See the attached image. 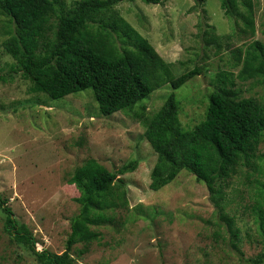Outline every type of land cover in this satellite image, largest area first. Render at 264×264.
Masks as SVG:
<instances>
[{"label": "rangeland", "instance_id": "374dc122", "mask_svg": "<svg viewBox=\"0 0 264 264\" xmlns=\"http://www.w3.org/2000/svg\"><path fill=\"white\" fill-rule=\"evenodd\" d=\"M74 1L67 0L69 5ZM255 1L257 31L248 42H264V0ZM115 8L173 63L176 76L196 66L202 74L177 90L164 85L132 111L104 116L92 88L59 99L31 91L33 83L16 71L14 58L4 48L15 26L0 9V194L33 232L38 250L62 253L71 222L80 212V192L67 179L89 157L113 171L137 160L136 170L120 175L130 202L129 209L116 211L122 216L120 225L95 227L101 239L81 256L83 244H77L74 264H250L263 250L257 207L264 197V142L258 158L243 162L222 184V207L239 229L237 240L205 182L187 170L160 190L150 188L158 154L144 135L146 125L134 115L142 106L154 115L175 92L183 126L201 122L218 71L238 73L241 68L235 67L232 54L242 44L235 36L239 26L225 15L221 0H126ZM212 26L218 34H232L231 40H220L221 50L205 45L204 30ZM238 84L244 96L264 100V81ZM4 225L0 208V264H39Z\"/></svg>", "mask_w": 264, "mask_h": 264}, {"label": "trees", "instance_id": "16d2710c", "mask_svg": "<svg viewBox=\"0 0 264 264\" xmlns=\"http://www.w3.org/2000/svg\"><path fill=\"white\" fill-rule=\"evenodd\" d=\"M123 1L75 0L69 5L67 0H0L1 12L15 26L3 42L4 48L14 58L16 71L33 83L31 91L59 99L92 88L101 114L111 116L132 111L166 84L177 90L202 74L201 67L196 66L176 76L173 63L167 62L115 8ZM142 1L164 4L170 0ZM221 6L239 26L235 36L242 44L232 54L235 67L241 68L238 73L218 71L205 118L193 127H184L175 92L154 115L146 114L145 106L134 115L146 125L144 135L158 154L150 188L160 190L187 170L205 182L211 197L221 206V217L230 233L238 240L239 229L222 207V184L238 173L243 162L251 164L257 159L264 142V100L259 95L244 96L238 84V80L264 81V42H248L257 31L255 0H221ZM224 38L231 40L232 34H218L213 26L204 30L208 48L221 50L220 40ZM137 167L135 160L113 171L89 157L67 179L80 192L76 198L80 212L71 222L62 253L38 250L33 232L17 219L0 194L5 230L16 243L28 247L39 264H74L77 244H83L78 250L81 256L91 252L93 244L101 239L102 233L95 227L120 225L122 216L116 211L130 205L127 182L120 175ZM257 215L263 250L250 259V264H264V197Z\"/></svg>", "mask_w": 264, "mask_h": 264}]
</instances>
